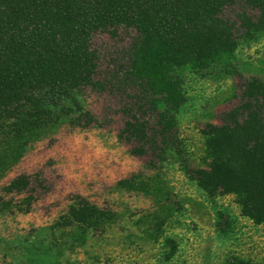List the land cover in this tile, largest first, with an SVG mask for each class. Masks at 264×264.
<instances>
[{
    "label": "trees",
    "instance_id": "trees-1",
    "mask_svg": "<svg viewBox=\"0 0 264 264\" xmlns=\"http://www.w3.org/2000/svg\"><path fill=\"white\" fill-rule=\"evenodd\" d=\"M202 82L232 101L203 125L185 120ZM63 127L113 129L153 173L120 187L154 195L153 180L178 166L213 206L211 264H264L239 232L240 218L264 228V0H0V177ZM34 186L45 189L39 174L20 173L1 190ZM29 198H0V212H26ZM168 198L131 240L142 259L115 236L118 212L73 195L52 223L16 234V254L0 264H195L185 207Z\"/></svg>",
    "mask_w": 264,
    "mask_h": 264
},
{
    "label": "rangeland",
    "instance_id": "rangeland-1",
    "mask_svg": "<svg viewBox=\"0 0 264 264\" xmlns=\"http://www.w3.org/2000/svg\"><path fill=\"white\" fill-rule=\"evenodd\" d=\"M191 95L194 107L185 120L198 116L201 125L211 121L216 111L232 102L226 97V88L212 82L200 83ZM191 129H195L194 125L190 126ZM20 173L39 174L45 189L34 186L35 190L30 187L22 194H4L1 190L4 181ZM132 174L146 177L153 173L145 167L141 158L129 152L113 129L63 127L39 137L0 177V198L12 205L23 203L28 196L27 200L31 201V207L26 212L16 208L0 212V259H11L16 254V234L52 223L66 209L73 195H81L100 207L118 212L121 222L115 236L120 237L125 251L132 250L131 259H142L141 248L131 240L137 235H144L146 224L141 221H145V215L156 206H163V203L157 204L167 194V204L176 199L185 207L186 221L194 235L190 237L193 239L189 240L187 251L194 263H213L220 249L214 238L213 206L204 193L176 165L161 173L162 180H153L158 190L150 196L116 184ZM219 203L234 215L239 213L232 196L221 198ZM134 221L140 223L136 226ZM239 230L242 242L255 243L257 249L264 251L262 226L251 227L248 221L240 218Z\"/></svg>",
    "mask_w": 264,
    "mask_h": 264
}]
</instances>
